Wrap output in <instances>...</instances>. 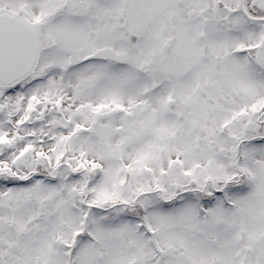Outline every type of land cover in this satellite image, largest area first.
<instances>
[{
	"label": "snow or ice",
	"instance_id": "1",
	"mask_svg": "<svg viewBox=\"0 0 264 264\" xmlns=\"http://www.w3.org/2000/svg\"><path fill=\"white\" fill-rule=\"evenodd\" d=\"M0 264H264V0H0Z\"/></svg>",
	"mask_w": 264,
	"mask_h": 264
}]
</instances>
